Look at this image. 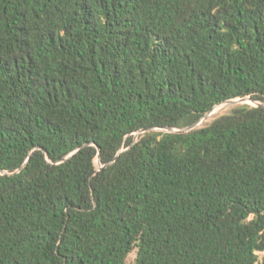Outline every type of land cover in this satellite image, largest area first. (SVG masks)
<instances>
[{
    "label": "trees",
    "instance_id": "obj_1",
    "mask_svg": "<svg viewBox=\"0 0 264 264\" xmlns=\"http://www.w3.org/2000/svg\"><path fill=\"white\" fill-rule=\"evenodd\" d=\"M260 252L264 0H0V264Z\"/></svg>",
    "mask_w": 264,
    "mask_h": 264
},
{
    "label": "rangeland",
    "instance_id": "obj_2",
    "mask_svg": "<svg viewBox=\"0 0 264 264\" xmlns=\"http://www.w3.org/2000/svg\"><path fill=\"white\" fill-rule=\"evenodd\" d=\"M237 102L236 103H228V102H224L220 105H218L216 108H214L209 114L208 117L206 119H204L202 121V123L200 124V126L205 125L211 121H213L217 116L224 114V113H228L231 111V109L238 104H250V105H256V103L254 101H252L251 99H246L244 101H240V98L235 99ZM140 133L136 134V137H138ZM98 165L99 162H98ZM134 257V254L131 256V258ZM259 264H264V252H260L259 253Z\"/></svg>",
    "mask_w": 264,
    "mask_h": 264
},
{
    "label": "water",
    "instance_id": "obj_3",
    "mask_svg": "<svg viewBox=\"0 0 264 264\" xmlns=\"http://www.w3.org/2000/svg\"><path fill=\"white\" fill-rule=\"evenodd\" d=\"M246 99H250V98H240V101H244V100H246ZM226 102H228V103H236L237 101H236L235 99H232V100H228V101H226ZM209 113H210V112H209ZM209 113H208V114H209ZM208 114H206V115H205V116H204L199 122H197V123H195V124H193V125H191V126H188V127H186V128H183V129L167 128L166 130H167V131H170V132H172V131H180V132H187V131H190V130H192V129H195V128L199 127L200 124L202 123V121L208 117ZM147 130H149V129H144V130H142L141 132H144V131H147Z\"/></svg>",
    "mask_w": 264,
    "mask_h": 264
}]
</instances>
